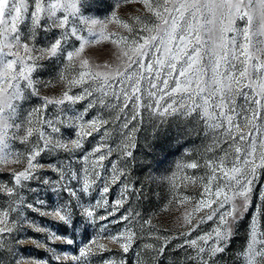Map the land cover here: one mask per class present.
<instances>
[{"label": "snow or ice", "instance_id": "obj_1", "mask_svg": "<svg viewBox=\"0 0 264 264\" xmlns=\"http://www.w3.org/2000/svg\"><path fill=\"white\" fill-rule=\"evenodd\" d=\"M101 2L0 0V174L11 177L7 183L0 181V196L8 200L7 207L0 208V264H49L40 258L22 261L17 250L6 247L5 234L24 224L46 236L44 242H27L61 264H86L88 257L111 251L97 238L83 244L78 255L57 253L49 242L73 245L78 232L86 234L98 220L114 216L117 206L123 207L132 186L122 178L136 159L133 149L143 147L142 170H148V158L155 159L157 150L175 143L191 156L185 146L195 140L206 143L194 159L177 165L183 175L173 172L164 178L173 191L165 210L175 203L186 229L176 247L193 250L195 255L187 257L193 264H219L241 221L255 207L248 242L234 255L237 264H264L259 219L264 216V0H116L103 17L87 14ZM122 4H139V14L122 17ZM100 46L104 52L98 61L89 53ZM45 62L59 67L54 80L40 78L48 70ZM57 86L58 96L42 95V89ZM79 102H85L82 111L73 107ZM50 107L55 112L48 116ZM97 108L100 111L86 119ZM145 111L150 132L141 146L136 134L142 131ZM116 122L124 139L114 148L105 140ZM62 127L74 130V136H63ZM94 133L101 134L100 142L87 149L85 140ZM114 152L118 159L109 160L110 175L104 176V161ZM45 155L52 161L42 162ZM61 155L65 158L59 159ZM188 169L195 170L191 176ZM31 180L53 199L45 211V199L26 203L20 192ZM118 181L121 198L108 211L106 194ZM97 188L101 199L86 202ZM189 188L199 189L198 194H184ZM101 208L106 216L98 215ZM26 211L50 218L56 231L29 220ZM139 216L129 210L120 221H110L126 222L123 231L107 237L124 253L138 239L129 225L139 223ZM207 221L213 227L191 238ZM143 224L151 225V219ZM106 227L100 226L101 233ZM153 238L159 246L144 247L159 255L177 237ZM102 264L126 262L111 258Z\"/></svg>", "mask_w": 264, "mask_h": 264}, {"label": "rangeland", "instance_id": "obj_2", "mask_svg": "<svg viewBox=\"0 0 264 264\" xmlns=\"http://www.w3.org/2000/svg\"><path fill=\"white\" fill-rule=\"evenodd\" d=\"M116 0H102L99 4L98 8H93L88 15H99L103 17L107 15L112 8L111 5H114ZM139 4H122L119 14L123 16H130L133 14H139L137 12L140 9ZM41 43H47V41L41 39ZM103 46L98 47V49L93 50L89 53L90 56L97 59L98 61L103 56ZM48 66V70L41 73L40 78L42 80L55 79L57 72L59 71V67L51 62H45ZM145 87L147 85L145 84ZM60 87L57 86L54 90L42 89V95H48L50 97L58 96L60 92ZM78 91V90H74ZM35 103H38L36 101ZM163 103V102H162ZM85 102H79L73 107L77 111H82ZM97 111H100L97 108L95 111H91L90 114L86 117V119H91L92 116H95ZM55 112V109L49 108L47 115L51 116ZM72 113L69 112L68 115ZM103 115L105 118L109 117L108 110H105ZM150 121L149 113L143 112L142 122L139 125L142 129L141 132L136 134V142L138 145H144L145 139L144 136L150 132V128L148 127ZM119 122L114 123L109 127V131L111 133L110 137L106 138L105 143L112 145V147H116V145L120 144L124 139L123 135L120 132V129L117 127ZM61 132L63 136L66 138H70L74 136V130L62 127ZM100 133H94L92 137H88L85 140V147L87 149L92 148L100 142ZM202 143H206L205 141L195 140L193 143L186 145L185 147L193 153V155L189 156L185 154L183 148L178 149L176 144L173 143L171 147L165 145L163 152L157 150L154 153L155 159L153 157H149L148 161L152 163V168L148 170H142V164L144 162L143 157V147L139 149H133L134 155L136 159L134 161H130L127 166V177L122 178L123 183L129 184L130 187L128 194L126 196V203L123 207H118V210L115 211L114 216L108 217L106 221H97L95 225H92L88 228L87 233L78 232L75 236V244L73 245H58L52 244V247H56L57 253L63 254L67 253L69 255H78L79 248L88 243V241L92 238H97V243H102L106 246V248L111 249V251H102L97 255H93L88 257L86 264H102L103 260L114 258L117 262L124 260L126 264H193L192 261L188 260V256H194L195 252L191 249L181 250L176 247V245L183 243V238L179 237V233L186 231L185 228L181 227V221L178 219L179 213L175 211L176 205L175 203L168 206V209L165 210V206L168 205L170 198L173 195V191L171 189L170 184L165 177L171 176L173 172H177V175H183V173L179 172L177 169L178 164H183L188 162L191 159L195 158V152L197 149H202ZM23 149H21L22 151ZM166 153V155H165ZM65 157L61 155L59 159H64ZM51 156L45 155L42 158V162L47 163L52 161ZM118 159V153L114 152L111 157L104 161L106 166V170L103 172L104 176L110 175V171H108L111 167L109 164V160L115 161ZM75 167H80L79 164H75ZM123 167V164H121ZM195 170L188 169L187 174L191 176ZM49 177L55 179L56 174L52 172L46 173ZM202 174V173H200ZM41 177L44 173L40 174ZM151 177H155V179H150ZM11 179L8 174H0V181L7 183ZM26 187L21 189L20 192L24 197L26 203H33L37 199H45L47 204L45 207L41 208V211H45L48 207L52 206L53 199L48 198V193L44 190V188L38 183L37 180L27 181ZM98 185L103 187V185L98 181ZM30 189H37L36 192L30 191ZM133 189H142V194L135 192ZM121 190V182L118 181L116 184H112L110 186L109 192L106 194V198L109 202L108 211L112 210V206L114 205L115 200L121 198L120 196ZM199 189L193 190L189 188L186 193L188 195H197ZM183 193V189L177 193L179 195ZM96 199H101L99 188L92 193L91 197L85 198L86 202L94 203ZM254 203L258 204L259 200L254 197ZM8 200L7 198L0 196V208L7 207ZM131 210L134 213L139 212L140 216L136 218L137 222H133L130 227H132L136 233L138 239L133 244L132 248L128 253H124L120 248V245L116 242L110 241L107 237L109 235H116L124 230L126 222L119 223H110L112 220L120 221V217L122 215H127L128 211ZM255 207L250 209L249 214H247L243 220L241 221L238 231L235 233L234 238L231 242V247L228 250V254L223 257L219 261V264H237L234 253L241 251L248 242L249 238V225L251 223L252 215L255 214ZM98 215H107V211L103 208L97 210ZM29 220H34L37 225L46 226L51 228L53 231H56L57 225L51 222L50 218L42 217L36 212L26 211ZM13 217H16V214H12ZM151 219V225L143 224L145 220ZM260 230L264 231V216L260 218ZM143 224V227L141 225ZM106 225V230L101 233L100 226ZM213 227L212 221H207L206 223L200 226V229L197 232L192 234L191 238H195L203 232H207ZM151 233V235H150ZM59 234H64L63 229L60 228ZM155 235H165V236H173L177 237L172 240V242L165 249L163 254H157V252L153 249H146L144 246L147 244H156L159 246V242L154 240ZM29 238H35L41 242L46 240V236L44 233H38L28 228L26 224L22 225L18 230H14L11 234H5L4 241H6V247H13L18 251L17 259H21L22 261H28L32 258H40L46 259L49 261V264H61V262H57L51 258V254L47 251L32 245L27 242ZM17 240H25L26 243L24 245H16ZM95 251V249H94ZM63 264H75L72 261H64ZM85 264V262H82Z\"/></svg>", "mask_w": 264, "mask_h": 264}]
</instances>
